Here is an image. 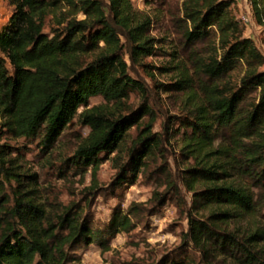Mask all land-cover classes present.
Returning <instances> with one entry per match:
<instances>
[{"label":"trees","instance_id":"16d2710c","mask_svg":"<svg viewBox=\"0 0 264 264\" xmlns=\"http://www.w3.org/2000/svg\"><path fill=\"white\" fill-rule=\"evenodd\" d=\"M247 1L264 25V0ZM8 2L14 11L0 30V139L38 138L47 149L76 119L88 132L67 162L95 175L101 153L118 151L135 128L114 179L115 187L133 183L161 152L148 87L130 74L158 49L152 17L131 0ZM233 3L181 0L171 14L179 36L169 53L175 65L155 67L177 70L174 81L158 88L187 103L168 122L192 160L183 169L195 209L187 211L185 240L199 264H264V224L231 227L260 215L264 205V55L244 36ZM132 93L142 97L136 108L127 105ZM93 96L104 102L87 107ZM20 150L0 143V264H69L76 247H106L108 236L131 229L139 205L115 210L104 229L91 227L80 209H47ZM185 257L165 264H195Z\"/></svg>","mask_w":264,"mask_h":264},{"label":"rangeland","instance_id":"374dc122","mask_svg":"<svg viewBox=\"0 0 264 264\" xmlns=\"http://www.w3.org/2000/svg\"><path fill=\"white\" fill-rule=\"evenodd\" d=\"M135 9L152 17L150 36L156 40L158 48L153 55L145 57L142 65H135L130 74L143 81L148 87V102L153 107L155 122L152 133L162 136L160 153L147 162L146 169L137 175L133 183L115 187L114 179L118 173L117 165L127 161L126 151L136 135V129L129 130L128 137L118 151L101 153V163L95 173L90 168L77 170L70 165L69 159L80 139L88 128L73 120L64 134L47 149L41 147L38 138L13 140L2 137L11 146L21 150L28 173H35L41 202L47 209H80L82 217L88 216L91 227L104 229L112 213L119 209L126 212L131 206H138V214L132 216L133 226L129 231L118 232L106 238V247L97 242L76 247L72 253L74 260L69 264H165L182 258L191 259L199 264L198 252L185 240L188 231L187 211L194 212L192 192L187 188L183 169L192 163L190 154L182 150V137L171 133L168 122L170 116L176 118L185 113L186 100L176 92H164L159 83H170L177 78L174 68L159 73L155 67L173 66L174 59L169 55L178 42V33L173 26L171 14L179 11L181 0H167L166 3H152L151 0H131ZM233 10L245 24L244 36L253 39L264 55V25L258 24L247 0H234ZM14 7L8 0H0V30L8 23ZM48 31V29H46ZM1 55V53H0ZM125 58L129 62L128 56ZM264 70V65L259 67ZM239 78V72L232 74ZM253 97V96H252ZM100 96L89 99L87 107L103 103ZM142 97L132 93L127 105L136 108ZM80 107L79 110H81ZM172 117V119L174 118ZM174 120V119H173ZM169 124V129L165 125ZM176 125L174 124V127ZM176 128V127H175ZM174 184V187H170ZM164 193L158 199L154 193ZM136 207V206H135ZM133 211L135 208H132ZM61 212V211H59ZM256 223L264 224V205L260 215L245 217L241 223L231 227L244 229Z\"/></svg>","mask_w":264,"mask_h":264}]
</instances>
